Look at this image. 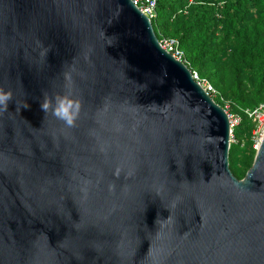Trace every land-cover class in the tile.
<instances>
[{"label":"water","instance_id":"obj_1","mask_svg":"<svg viewBox=\"0 0 264 264\" xmlns=\"http://www.w3.org/2000/svg\"><path fill=\"white\" fill-rule=\"evenodd\" d=\"M66 72L74 128L39 105ZM0 88V264H264V137L237 179L227 114L131 0H0Z\"/></svg>","mask_w":264,"mask_h":264},{"label":"trees","instance_id":"obj_2","mask_svg":"<svg viewBox=\"0 0 264 264\" xmlns=\"http://www.w3.org/2000/svg\"><path fill=\"white\" fill-rule=\"evenodd\" d=\"M156 10L151 25L157 39H177L190 71L218 92L214 102L222 107V99L230 96L232 112L241 114L228 158L233 175L242 179L254 158L244 163L241 174L232 166L243 146L254 153L255 124L238 108L264 104V0H158Z\"/></svg>","mask_w":264,"mask_h":264},{"label":"clouds","instance_id":"obj_3","mask_svg":"<svg viewBox=\"0 0 264 264\" xmlns=\"http://www.w3.org/2000/svg\"><path fill=\"white\" fill-rule=\"evenodd\" d=\"M110 39V38H109ZM51 49H45L42 52V55H46L48 51ZM65 76V90L63 93H53L49 94L47 92L42 94V99L39 100L40 110L44 113V117L46 118L48 115H51L56 120L63 123L66 128H74L77 126V121L79 120L82 112L83 102L80 98L77 97L73 88H72V75L70 72H66ZM163 81H161L162 83ZM142 88L144 86H141ZM14 101L12 91H5L3 88H0V114L7 112L9 110V105ZM16 111H20L21 109H29L31 106L27 103L15 102ZM102 152L106 153V149L104 147L101 148ZM124 175L125 179H129L135 175V169L129 168L125 171L124 166L117 165L113 171L114 177L118 180L121 178V175ZM85 187L81 189L84 196H87L88 188L87 185L91 184V181H84ZM109 192H115L116 184L112 183L108 186ZM162 189H157L155 195L157 197L161 196ZM175 207V204L172 205ZM170 210V208H166ZM171 212V210H170ZM164 221L171 222V215L167 218V220L160 219L159 217L156 220V224H161Z\"/></svg>","mask_w":264,"mask_h":264},{"label":"built area","instance_id":"obj_4","mask_svg":"<svg viewBox=\"0 0 264 264\" xmlns=\"http://www.w3.org/2000/svg\"><path fill=\"white\" fill-rule=\"evenodd\" d=\"M136 8L145 15L150 23L152 20L156 18L157 15V1L158 0H131ZM159 41V44L163 50L168 52L173 56L174 59L182 62L187 68L188 63L186 62L183 51L179 47V42L174 38L163 37ZM192 79L198 83L203 90L214 100V98H218V92L211 86V84L205 80L200 79L195 72H191ZM223 110L227 114L229 127H230V144L235 143L236 140L233 136V130L236 128L241 122V114L234 113L231 110V104L227 103V101L222 99ZM240 113L245 115L249 120H251L255 127L251 132V146L254 151H257L260 143L264 137V104H260L254 109L248 108H238Z\"/></svg>","mask_w":264,"mask_h":264},{"label":"rangeland","instance_id":"obj_5","mask_svg":"<svg viewBox=\"0 0 264 264\" xmlns=\"http://www.w3.org/2000/svg\"><path fill=\"white\" fill-rule=\"evenodd\" d=\"M227 97V103L231 104L230 102L231 101V97L230 96H226ZM230 101V102H229ZM245 135V134H244ZM247 141V135H245L243 137V140H242V146L245 145ZM255 156V151L254 153H248L246 150H245V146H243V150L241 152V154L236 158L234 164H233V169L235 170L236 172V175L238 174H241L245 171V166H244V163L251 157V158H254ZM250 158V159H251ZM232 172V171H231ZM233 174V173H232ZM236 177V176H235ZM237 178V177H236Z\"/></svg>","mask_w":264,"mask_h":264}]
</instances>
